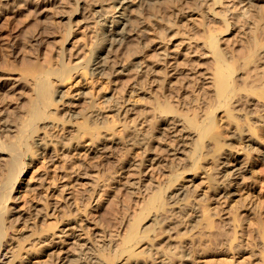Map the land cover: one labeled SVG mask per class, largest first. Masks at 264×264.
<instances>
[{"label": "rangeland", "instance_id": "1", "mask_svg": "<svg viewBox=\"0 0 264 264\" xmlns=\"http://www.w3.org/2000/svg\"><path fill=\"white\" fill-rule=\"evenodd\" d=\"M110 1L15 0L0 11V74L33 71L51 85L33 124L49 141L42 150L26 124L35 87L0 76V141L14 138L3 127L17 129L28 164L5 202L0 264H264V97L244 91L264 85V0H156L133 18L131 41L110 49L106 74L89 75ZM213 38L238 89L229 106L214 92ZM209 114L224 159L199 136ZM235 158L248 171L222 192L220 162L233 172ZM5 173L0 159V184Z\"/></svg>", "mask_w": 264, "mask_h": 264}, {"label": "bare ground", "instance_id": "2", "mask_svg": "<svg viewBox=\"0 0 264 264\" xmlns=\"http://www.w3.org/2000/svg\"><path fill=\"white\" fill-rule=\"evenodd\" d=\"M15 0H0V11L7 9ZM26 1V0H19ZM156 0H111V7L108 10H103L99 13L98 21L99 25L102 28V36L98 39L95 44L92 54L90 58L85 62L84 68L87 70L89 75H105L106 67H107V58L110 54V49L112 47H120L128 44L134 33V26L132 24V20L134 17L139 16V10L142 8H151L155 5ZM264 16V15H263ZM264 40V32L262 34H258L255 36V48L260 47L261 43ZM217 39L213 38L209 47L211 49V53L215 58L216 67L213 72V84H214V92L217 96L218 103L221 105L229 106L231 104V100L236 96V91L238 90L232 84V69L228 63L224 60L221 55L218 47ZM157 47V46H156ZM137 56V55H136ZM135 56V57H136ZM127 64L125 62L119 63L117 66H114L115 69L111 71L109 76L120 73L125 69ZM5 80L4 83H23L29 84L35 87V97L30 102L29 107V117L27 119L26 124L32 127L31 130V142L41 147L42 150L49 145V141L46 139L43 132L38 131L34 128L33 124L37 119H42L44 112V105L46 100L48 99V95L50 93V82L44 76H38L33 71L25 72V74H20L17 79H12L9 77L10 75L2 73L0 74ZM8 76V77H6ZM247 75L244 74L240 78L246 80ZM11 78V79H10ZM13 80V81H11ZM62 80V79H61ZM246 82V81H245ZM12 87V86H11ZM244 91L254 94L257 98L264 97V85L260 88H244ZM61 99L60 107L62 111L68 113L69 115H77L78 112L74 110L72 105L59 96ZM242 96H237L235 102L237 105L240 104ZM235 106V105H234ZM227 113L231 115V110H228ZM214 116L209 114L206 117V120L197 125V129L199 132V136L210 135L218 148L219 158L224 159L230 153L228 149L223 147L220 142L218 136L213 133L214 127ZM3 133H6L7 137H14L13 140H10L8 143H3L0 141V159L6 162V173L3 182L0 184V241L3 238V214L6 212L5 202L10 196V192L16 186H20L21 176L24 174V170L27 167V163L23 161V155L25 151L21 148L23 143H20V138L18 137L17 129H13V127H3L1 129ZM104 139H108L106 135H104ZM93 144L96 148L99 147L101 141L96 139L93 141ZM234 169L233 172L227 171V168L224 166L223 161H221V165L224 169V179L227 180L222 187V192L233 194V180L235 178L242 177L241 175L248 171L247 161L235 158ZM183 188L182 186L176 187V194H182ZM129 239L136 238V230L133 228L128 235ZM0 242V247H1ZM5 256V254H0V256ZM2 261V260H0Z\"/></svg>", "mask_w": 264, "mask_h": 264}]
</instances>
